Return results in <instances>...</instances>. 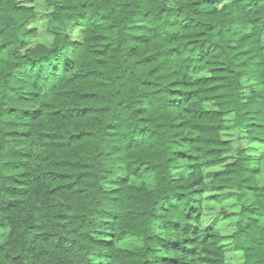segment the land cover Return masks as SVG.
<instances>
[{
	"label": "trees",
	"instance_id": "16d2710c",
	"mask_svg": "<svg viewBox=\"0 0 264 264\" xmlns=\"http://www.w3.org/2000/svg\"><path fill=\"white\" fill-rule=\"evenodd\" d=\"M35 1L0 0V264H264V0H44L29 46Z\"/></svg>",
	"mask_w": 264,
	"mask_h": 264
},
{
	"label": "rangeland",
	"instance_id": "374dc122",
	"mask_svg": "<svg viewBox=\"0 0 264 264\" xmlns=\"http://www.w3.org/2000/svg\"><path fill=\"white\" fill-rule=\"evenodd\" d=\"M35 11L38 12L37 19L31 23L29 26L37 28L39 33L36 35L35 38H32L29 41V46L36 44L38 41L43 43H48V33H47V20L49 19V13L51 9L45 4L44 0H36L34 2ZM140 181H147L144 178H139ZM138 181V180H137ZM209 203L211 204L210 209H207L206 213L209 217L206 220H214L216 223L219 224L217 227L223 235H228L231 233L233 229V221L236 217H223L221 214L224 212H237L239 210V206L236 204V201L232 197L223 198L220 201H212ZM234 214V213H233ZM232 245L227 244L226 254L227 259L230 264H241V257L238 252H235Z\"/></svg>",
	"mask_w": 264,
	"mask_h": 264
}]
</instances>
